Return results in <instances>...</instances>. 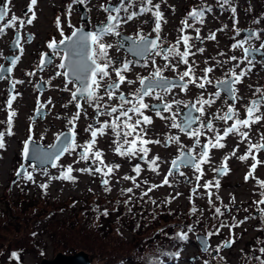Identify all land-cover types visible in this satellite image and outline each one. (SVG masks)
Here are the masks:
<instances>
[{"label":"rangeland","instance_id":"1","mask_svg":"<svg viewBox=\"0 0 264 264\" xmlns=\"http://www.w3.org/2000/svg\"><path fill=\"white\" fill-rule=\"evenodd\" d=\"M27 1L11 0L12 14L18 17L21 14L18 11L19 6ZM119 3L120 0H84L82 4L87 9V20L84 21L78 10V3H73V0H40L37 24L28 26V29L34 32L37 30L39 33L33 43L34 47L37 48L36 50L42 49L41 45L46 42L48 34L49 37H57L62 32H68L70 28L79 22L83 25L81 27L85 28L94 26L96 23H105L107 13L100 6H107L108 4L115 6ZM136 3L138 4L139 0H136ZM155 4H160V11L163 13L164 20L167 21V23L162 21L161 32L159 33L163 47L166 46V48L176 43L177 38L181 35L179 31L182 26L181 21L187 17L191 9L194 7H210L212 11L206 13L204 23L202 25L195 24V27L201 29L200 35L204 38L203 43L197 42L195 39L189 41L192 48L187 58V65L176 63L178 58H170L172 63L176 64L175 71L171 67L165 68L169 61L164 60L162 56L155 55L154 51L145 59L139 60L140 62L133 61L130 58L129 60L132 62L130 71L122 73L127 77V80L118 90L117 96L119 92L128 95L135 93L142 87L139 78L150 76V73L157 67L162 70L161 75L164 79H178L177 76L186 71L189 65L193 68L196 77L204 75L206 67L214 69L213 72L208 74V78L212 83H207L204 89L194 87L191 89L194 90L192 95L196 98L204 97L205 92L210 93V96H212L217 89L219 91L216 81L220 77L230 75L229 70L239 62L228 60V58L232 55H236L238 58L244 56L242 49L233 50L231 48L235 40L245 38L242 36V29L244 31L245 27H251L246 29H254L261 33L259 40L249 41V43L256 44L260 41L264 43V39L262 40L264 38V0H235L232 6L236 7L235 16L238 23L235 27L241 29L239 36H236L234 31L233 14L227 7L222 9L219 0H153V5ZM69 5H72L70 17L68 16ZM132 11H138V7H129V12H121V16L124 17ZM57 18H59V23ZM152 21L151 13L142 14L126 24L122 23L118 28L119 33L122 32L121 35L112 34L103 38V43L112 45L108 49V54L117 62L115 66L119 65L118 62L121 60V56L128 57L127 50L121 45L123 44L126 47L131 45V41L122 37V35L138 37V34L142 33L146 37H156V33L153 32L154 24ZM256 21H260V23L257 24ZM88 23L90 26L87 25ZM188 23L193 24V21L189 19ZM1 25L0 23V27ZM225 25L227 28H224L223 31H217ZM12 32H10V29L5 28V31L0 33V54L10 50V43L13 39ZM213 32L216 33V39L208 40L207 36ZM185 34L192 37L196 35L191 28ZM200 47L204 48L202 53L197 52ZM179 49L180 51L185 50L182 42ZM221 53L224 55H221ZM153 61H155V64H153ZM220 61L228 62L220 66L218 64ZM27 64L28 60L25 58L19 62L15 70L18 76ZM58 65L55 64L49 67L43 74L35 72L32 81L26 80L19 85L22 94L16 97L15 102L13 101L14 104L11 106L12 110L17 113L13 118L12 131L14 134L11 136L5 135V147L0 149V264H40L43 258L52 259L58 252L66 253L72 250H85L93 253V256L96 257L95 264L98 260H105V255L110 252L120 255L123 253L124 256L133 255L136 261L143 259L144 264H203L204 259H198L196 256L200 251L201 243L197 240L195 232L206 235L213 233L210 236L211 246L210 242L208 246L212 249L210 251L220 246L219 250L222 251L221 261L220 258H214V255H212V259L209 258L210 261H213L212 264H260V260L256 257L264 260V254L262 256L254 254V252L264 247V233L260 234L261 232L255 227L257 218L254 211L258 210L256 208L259 206L254 205V199L246 207L242 205L239 207L237 204L240 201L243 204L248 201L251 195L245 189L254 186L251 181L243 182V173L246 171V167L248 169V164L252 160L250 157L243 161L240 159V155L245 151L244 143L232 156L231 162H233L234 171L228 176L222 175L223 177L218 179V182L221 181L222 187L219 186L214 189L211 195V203H209L205 192L199 193L198 196L195 195L193 198L195 202H192L189 199L191 193L190 183L184 181L186 176L181 179L178 175L175 176V173L169 178L171 186L164 185L148 192L147 196L141 195L143 192H147L152 184H161L168 173L173 156L179 153V145L166 143L168 137L178 136L180 144L184 148L190 142L189 136L179 129L169 127L168 121L161 118H155L145 137L148 140L161 141L160 144L147 145L150 148L149 160L157 155L160 157V160L157 161L159 174L148 170L147 163L139 161L138 158L129 161L127 157L117 155L114 151V137L111 131L107 135L97 138L94 150H103L104 162L109 165L115 163L121 165L118 170H114L107 177L109 179L107 187L111 191H105V186L101 184L102 177L100 174L75 171L88 166L83 161L76 162L81 151L79 148L72 154L66 153L61 156L55 167H36L35 163L25 162L22 149L25 145L24 141L28 139L32 132H34L33 140L45 147L53 146L59 134L69 131L71 125L68 121L77 112L75 102H70V91L65 90L66 82L63 80L62 75L56 74L59 70ZM246 66L247 61H244L239 67L235 68L236 73L239 74L241 69ZM112 76H114L113 73L111 75L113 80L115 76ZM39 78L44 79L49 87L41 97L43 100H51L49 104L51 112L47 113L46 117L45 113L44 115L40 113L33 121L32 118L36 113H34L35 101L37 97L40 98V94L35 87ZM128 80L134 83L128 84ZM67 87L73 89L72 84H68ZM256 88L264 89V62L260 63L259 59L253 61L251 70L235 87L237 96L235 107L240 115H244L249 102L257 98L254 95ZM160 89L165 90L164 88ZM159 92L164 95L166 91ZM100 94L103 95V89H101ZM223 94H221L220 99H213L214 111L215 108L224 110L231 104V100L229 101L227 97L224 98ZM157 95L161 97L159 94H155L154 91L153 95L146 98V100L148 102H158ZM5 97L0 99V107H2V110L0 109V131L6 130L8 108L6 107ZM107 99L105 96L104 101L107 102ZM111 103L115 105L119 101L114 97ZM93 108L82 102L81 116L76 125L79 135L78 140H76L78 144L84 143L90 138V134L85 131V128L87 125L93 124ZM204 111L214 112L207 108ZM260 112L261 114L264 113V106L261 107ZM203 117L206 120L210 116L207 118L204 113ZM103 118V120L110 119L107 116ZM175 118L179 123L180 115L177 114ZM32 121L35 123H32ZM263 123L260 121L257 126L264 129ZM213 126L215 127V123ZM237 138L238 136L235 134L230 135L224 143L227 146L234 145ZM211 157L209 163L205 166L207 170H205L203 179H213L212 169L215 168L218 159L214 162L213 156ZM136 163H140L142 168L139 175L140 179L136 178V183L140 185L139 188L135 187L131 180L123 179L125 175H135L132 168ZM23 164L26 165L27 171L32 173L35 183L23 179V174L21 178L16 176V171ZM29 165H35V169L29 167ZM69 165L74 169L72 175L75 180L52 179L60 176L61 172ZM45 172L47 175L44 174ZM185 174L191 175L193 170L187 168ZM258 174L264 177V168H261ZM143 179L147 183H144ZM42 183L48 184L47 190L39 186ZM175 183L178 184L176 188ZM235 185L238 186L235 187ZM128 188H133V192L122 191ZM55 199H60L62 205H57ZM129 200H132L131 204L124 203L125 201L129 202ZM153 200L156 201L155 204L152 203ZM190 202L195 203V207ZM134 203L141 207H135ZM197 205L201 208H198ZM214 205L221 208L222 216L215 214L216 207ZM105 208L108 211L107 216L101 214ZM193 208L196 209L195 212L192 210ZM228 208L230 212L226 210ZM261 211L264 213L262 209ZM49 212L53 215L49 216ZM135 213H137L136 221L131 219ZM172 213L174 214L173 217ZM70 221L77 223V226L70 229L67 225ZM188 222L195 225L194 229L196 231L189 232L194 241H178L175 238L176 233L186 230L190 226ZM84 223L89 224L91 233L86 234V231L82 230L85 228ZM222 224L224 227H221ZM97 225L100 226L97 228ZM170 225L172 227L169 228ZM102 227L105 229L111 228V233H104L100 229ZM174 227H176V231ZM217 229H219L218 234H216ZM228 240H234V243L230 247H224L223 243L229 242ZM256 240H260V244H254ZM69 247H72L71 250H69ZM13 252L19 253V260L12 257ZM177 252H179V256L175 255ZM112 257L110 259H117L114 256Z\"/></svg>","mask_w":264,"mask_h":264},{"label":"snow or ice","instance_id":"2","mask_svg":"<svg viewBox=\"0 0 264 264\" xmlns=\"http://www.w3.org/2000/svg\"><path fill=\"white\" fill-rule=\"evenodd\" d=\"M84 0H73V3H83ZM235 3V0H219V5L223 9L225 7L233 14V26L236 36L240 35L241 29L235 27L238 23V19L235 16L236 7L232 5ZM11 4V0H6L5 5L0 6V21H3L6 17L9 16V7L7 5ZM37 4V0H30V5L28 8V13L31 15L25 14L27 19H19L15 15H13L7 25L0 27V33L5 31L6 27H14L16 23H19L20 29H23L25 25H31L35 20V11L34 7ZM71 7L69 5L68 16L71 15ZM106 13V22L102 23L98 26L97 30L92 32L84 33L81 29L76 28L72 31L71 36H65L59 42L53 40L50 41L48 47L50 49H56L59 45L65 44V41H72V49L76 54H80L82 50L87 49L90 54L86 56H80L77 60H74L71 64L66 65L63 61L68 60V53L65 52L62 57V62L58 65L60 69H65L66 67L69 69L64 72H57V75H62L64 77H70L65 84V90L70 91L71 101L75 102V107L77 108V112L71 117L68 121L69 125L72 128L71 136L65 137L63 141H61L57 145H53L50 147L55 148V152H43L40 149H37L33 154L32 158L36 160H59L61 156L64 154H72L76 151L77 148L81 149L79 152V159L76 161L79 163L80 161L85 162L88 166L84 168L76 169L75 171L86 172L89 174H100L101 184L105 186V191H111L109 187V179L107 178L110 174L114 172V170H118L121 165L119 163H115L112 165L106 164L104 162V152L103 150H94L97 138L103 137L107 135L109 131H111L112 136L114 137L113 143L115 145L114 151L117 155L121 157H127L129 161L133 159H139V161L146 162L148 165V170L159 174V164L157 161L160 160V157L154 156L151 160L148 159V155L150 152V148L147 147L149 144H160V140H148L145 139L147 136V129L144 125H151L153 123L152 117L145 114V110L150 107L155 110L157 116H159L162 120H167L168 117L163 116L160 111V105H149L145 102V97L152 96L155 88H164L168 90L170 87H179L182 91H186L188 89L189 84H193L199 89H204L205 84L212 83V81L208 78V74L213 72L214 69L212 67H206L204 69V75L199 77V83H197V79L192 75V68L189 65L188 70L179 74L177 84L176 81L169 82L164 79L161 75V69L155 68V70L150 74V77L139 78V82L142 85L140 89H138L135 93L131 94L134 96V99H129L124 95L123 92H119L117 96L118 90L121 88V85L125 83L127 77L122 73L130 71L131 61L124 60L120 63L119 67H116V61L111 58L108 54V49L112 47L110 44L103 43V37L107 35L115 34L117 36L120 35L118 28L122 23H128L133 20L135 17L140 16L145 13H151L153 17V32L156 33L155 39H148L142 33L138 34L139 37V45H137L138 54L143 55L145 52L154 51L155 55L162 56L164 60L169 61V64L165 65V68L171 67L173 71L176 69V64L172 63L170 58H178L176 63L178 64H188V56L190 55V49L192 45L189 43L190 40L195 39L197 42L203 43L204 38L201 37L200 32L201 29L195 27V24H203L206 13L212 11L210 7L207 8H193L188 13L187 17L181 21V28L179 29L181 35L177 38V41L174 45L169 46L167 48L163 47V44L160 39L159 33L161 32V23H167L164 20L163 13L160 11V4L153 5V0H139V3H136V0H120L118 5L108 6L101 5L100 6ZM129 7H138V11H132L130 14L122 17L121 12L128 13ZM191 19L193 24H189L188 20ZM57 22L59 23V18H57ZM255 23L259 24L260 21H256ZM71 27V25H69ZM191 28L195 31V37L189 36L185 34L187 30ZM224 28H227L225 25L223 28L218 29L217 31H223ZM248 35L244 39L235 40V42L231 45L233 50L240 48L243 50L244 56L242 58H238L236 55H232L228 58L231 61H239L232 69L229 70L230 76L227 80L217 81L218 84L224 85L227 87V92L229 97L235 101L237 99L236 89H234L233 85L242 81V79L247 75V73L251 70V66L253 65V60L249 59V55L254 51H259L260 49H264V43H261L259 49H254L252 47H245L246 44H249L251 40H259L261 38V33L257 30L248 29ZM19 32V29H18ZM75 38V39H73ZM21 38L16 40V45L19 48L20 55L13 54L11 58V67L7 69L9 73L13 71V68L16 66L18 61L20 60V56L23 54V48L21 47ZM208 40H215L216 33L213 32L207 36ZM184 45V51H180L179 45L180 43ZM136 42L134 41V44ZM204 48L200 47L197 49V52L202 53ZM195 54V53H191ZM47 55V54H44ZM221 55H224L221 53ZM247 61V66L242 68L239 74L236 73L235 68L239 67L241 63ZM228 61H220L218 64L222 66L224 63ZM47 61L43 58L40 61L41 67H43ZM155 64V61H153ZM146 66V65H145ZM111 69V72L109 71ZM5 69L3 66H0V73L4 72ZM115 73L118 79L112 80L111 75ZM28 75H35V73H28ZM186 77H192L189 80H185ZM8 79V77L4 75H0V80ZM145 80H148V83H145ZM22 80H13L12 81V89L13 94L10 95L7 100L6 107L8 108V116L6 120V130L0 131V149L5 147L4 137L5 135L11 136L13 135V118L17 115V113L12 110V103L16 99L18 93H15V85L23 84ZM128 84L134 83L133 81L128 80ZM72 84L73 89H68L67 85ZM101 89H103V95H101ZM215 96L219 97L220 93H214ZM254 95L257 98L252 99L248 106L246 107L247 118L240 119L239 113L235 110V106L229 105L227 112L222 116L216 117L222 121L233 120L234 122L230 127L225 128L223 135H220L219 131L214 129L213 121L208 120L206 123H200V129L212 130L216 132L215 134V142L210 139L207 143L201 145L200 136L203 134L200 129H193V123L197 120L201 119V116L204 114V105L214 103L211 97L205 100L201 96L196 100V103L191 105L192 109L195 112L200 113V116H193L192 112H187L184 115L182 123L176 122V114L172 113V123L171 127L175 129H179L181 132L185 133L187 136L195 139V144L192 148L185 150L184 146L180 144L178 136H169L167 139V144L176 143L179 145V155L171 160V166L168 170V173L165 175L163 181L160 185L152 184L147 192H143L142 196H147L148 192H151L153 189L162 187L164 185H170L169 178L173 176L174 173L184 177V172L181 171L182 168H191L194 173H198L195 175V180L197 181V186L192 191L195 193L197 189L200 187L199 181L203 177V168L202 165L209 163L210 157L209 152L210 148H224L226 145L221 143V141L226 138L229 134H235L240 137L239 142H243L249 136V131L251 126L255 123H258L261 119H264V113L257 115L261 110V107L264 106V89L256 88ZM105 96L108 98L107 102L104 101ZM117 98L119 103L113 105L111 101L113 98ZM158 100L160 97L157 95ZM85 102L88 105L94 107L96 109V123L89 124L85 128V131L90 134V139L85 141L84 143H77L75 136V128L76 122L81 116L82 103ZM51 103L49 99L46 103L40 102L37 111V114L45 110L48 104ZM173 103L179 104L180 101H173ZM200 105L196 107V105ZM127 105V107H126ZM164 111L171 112L172 106L171 104L165 103L163 104ZM100 116H107L110 119L104 120L102 123L99 121ZM242 129H248L249 131H242ZM261 142L258 144H253L251 141L248 143L247 153L240 157V159L246 160L249 156L252 155L253 150H256L258 153L260 150L264 149V136L261 138ZM32 137L29 136V141L25 142L23 148V156L27 159L29 157V143L31 142ZM199 147V153H196V148ZM233 155H235V150L233 151ZM227 159L224 158V167L218 169H212V171L217 174H226L227 173ZM255 160L256 158L253 157ZM90 162V163H89ZM259 164L257 160L256 163H253L251 166V170L245 176V180L247 181L249 176L252 175L254 170ZM56 165L53 164V167ZM35 169V165H29ZM43 171V170H42ZM74 169L71 165H69L66 169L61 172V175L58 177H53L52 179H61V180H75V177L72 175ZM132 171L135 173L134 176L125 175L123 179L131 180L135 187L139 188L140 185L136 183V178L141 174L142 168L140 163H136ZM23 174V179L27 181H31L35 183L34 177L31 172L27 171L24 165H21L20 168L16 171V176L21 178ZM47 175V173H44ZM188 182H191L190 180ZM15 183V181H14ZM144 183H147L145 181ZM257 183L261 184L264 187V182L257 181ZM42 189L47 190L48 184L42 183L39 185ZM215 187H219L218 180L215 182ZM203 187L205 189H210L213 187L212 181H207ZM127 193H132L133 188H128L126 190ZM209 203H211V192H208ZM261 196H264V192L261 193ZM131 199V197H130ZM124 203H128L125 201ZM153 204L156 203L155 200L152 201ZM257 205L264 204V199L255 202ZM194 212L195 208L192 209ZM230 212V209H226ZM104 216L108 215V211L105 208L101 213ZM215 214L220 216L223 215L220 207L215 208ZM247 219V218H246ZM221 227H224L222 224ZM191 231V229H189ZM219 233V229L216 230V234ZM213 233H208L207 236L210 237ZM175 238L178 241L186 242L189 241V235L187 232H178L176 233ZM197 240H200L205 245V251H207V237L201 240L200 237H197ZM234 243L233 241L224 242L223 246L228 247ZM219 247L217 246V251H219ZM261 253H264V248L259 250ZM12 257L16 260H19V253L13 252ZM176 256H179V252L175 253ZM260 260V264H264V260H261L260 257H256Z\"/></svg>","mask_w":264,"mask_h":264},{"label":"flooded vegetation","instance_id":"3","mask_svg":"<svg viewBox=\"0 0 264 264\" xmlns=\"http://www.w3.org/2000/svg\"><path fill=\"white\" fill-rule=\"evenodd\" d=\"M27 1V0H26ZM39 1L40 0H37V6L36 7H34V11H35V20L33 21V23L31 24V26H34L35 24H37V21H38V18H39V12H40V7H39ZM5 3H6V0H0V6H3V5H5ZM29 5H30V0H28L26 3H23V4H21L20 6H19V8H18V11L21 13V14H19L18 15V17L17 18H19V19H24L25 21H26V19H27V17H26V13L28 14V15H31V13H28V8H29ZM8 7H9V9H10V11H9V16L8 17H6L3 21H0V23L2 24L1 25V27H3L4 25H7L8 23H9V21H10V19H11V17L13 16V14H12V9L10 8V5H7ZM77 6H78V4H77ZM79 10V9H78ZM80 11V10H79ZM80 13H81V11H80ZM81 18H82V14H81ZM89 20H90V17H89ZM88 20V21H89ZM91 21V20H90ZM92 23V22H91ZM99 23H96L94 26L92 25L91 27H89V29L91 30V32L92 31H95L93 28L96 26V25H98ZM77 25H79V26H77ZM77 25H75V26H73L72 28H70L69 29V31L68 32H62V33H60L59 35H57V37H49V34H48V36H47V39H46V42H44V43H42V49H40V50H36L37 48H35L34 47V45H33V43H34V41H35V39H36V37H37V35H39V33L37 32V30L34 32V31H32V30H30V29H28V26L29 25H25V27L23 28V29H20V26H19V23L17 22L16 23V25L14 26V27H6V29L8 30V29H10V32H12V36H13V39H12V41L16 38V37H18V38H21L22 37V39H21V47L23 48V54L20 56V60L18 61V63L16 64V66L13 68V71L11 72V73H9L8 71H7V67H9V66H11V58H12V55L13 54H16V55H20V52H19V48L17 47V45H16V43L13 45L12 43H10V50H8L6 53H3V54H0V66H3V68L5 69V71L4 72H2L3 73V75L4 76H6V77H8V79H5V80H0V89H2L1 90V93H0V99H2L4 96H6L5 98H6V103H7V100L9 99V97H10V95L11 94H13V89H12V81L13 80H22V81H26V80H28V81H32V79L34 78V76L35 75H28V73H35V72H38L39 74H43L44 72H46L47 71V69L49 68V67H52L53 65H55V64H60L61 62H62V57H63V55H64V53H65V50L63 49V48H59V47H57L56 49H50L49 47H48V44H49V42L50 41H53V40H55V41H57V42H59L61 39H63L65 36H70V34L72 33V31L75 29V28H77V27H81V26H83L82 25V23L81 22H79ZM88 26H90V24L88 23L87 24ZM245 28H251V27H245ZM18 29H19V32H18ZM254 30V29H253ZM242 32H243V29H242ZM122 34V32L120 33V35ZM243 34V35H242ZM241 35L242 36H244V37H246L247 35L246 34H244V33H242ZM108 36V35H107ZM130 36H132V35H130ZM106 36H104L103 38H105ZM133 37V36H132ZM134 39H136V40H139V38L138 37H133ZM264 38H262V40H263ZM129 40V39H128ZM130 41V40H129ZM253 41H255V40H251V42H253ZM103 42V41H102ZM261 43H263V42H257L256 44L255 43H249L250 44V47H252V48H258V47H260V45H261ZM249 44H246L245 45V47H249ZM120 45H121V43H120ZM130 46V45H129ZM169 46H171V45H169ZM168 46V47H169ZM121 47H124L126 50H127V52H126V54L128 55V57L127 56H121L120 58H121V60L118 62V64L119 65H117L116 67H119L120 66V63L121 62H123L125 59L126 60H128V61H130L129 59L131 58L133 61H136V62H140L139 60H137V59H135V58H133L132 56H130V54H129V51H128V49H127V47L125 46V45H121ZM165 48H166V46H164ZM34 50H36V51H34ZM264 50V49H263ZM44 54H47V55H44ZM2 56H3V58H2ZM26 59V60H28V64L24 67V69L23 70H21V72H20V76H18V74L16 73V68H17V66H18V64H19V62L22 60V59ZM44 59L45 61H47V63L43 66V67H41V65H40V61H41V59ZM249 59H251V60H257V59H259L260 60V63H262V62H264V59H262V55H258L257 56V58H255V59H253L250 55H249ZM159 67H160V64H159ZM188 67L189 66H187V70H188ZM192 68V67H191ZM110 71H111V69H109ZM64 71H66V68L65 69H60L59 68V70H57V72H64ZM194 71H193V68H192V75L197 79V83H199L200 81H199V77H201V76H203V75H198V77H196V75L193 73ZM152 73V72H151ZM150 73V74H151ZM113 75L115 76H112V77H114V79L113 80H116V79H118L117 77H116V75H115V73H113ZM229 76L230 75H226V76H224V77H220V79L219 80H217V81H224L226 78H229ZM147 77H150L149 75H147ZM178 77V76H177ZM29 78V79H28ZM62 78H63V80L66 82L67 81V79H66V77H64V76H62ZM192 77H187V79L185 78V80H189V79H191ZM227 80V79H226ZM216 81V82H217ZM39 82H42L44 85H45V90L43 91V92H40L39 90H38V83ZM19 85H21V84H16L15 85V93H18L19 95L20 94H22V93H20V87H19ZM124 84H122L121 86H123ZM236 85L237 84H234L233 85V87H234V89H235V87H236ZM207 86V83L205 84V87ZM35 87L37 88V91H38V93L40 94L39 96H40V98H38L37 97V99H36V101H35V108H34V113L36 112V110L38 109V106H39V103L40 102H43V103H46L48 100H43L42 99V97H41V95H43L45 92H46V90L49 88L48 87V85H47V83H46V81L44 80V79H42V78H39L38 80H37V82H36V84H35ZM192 87H194V88H196V89H199L198 87H196L195 85H193V84H189L188 85V89L186 90V91H182L179 87H170L168 90H161L160 88H155L154 89V91H155V94H159L161 97H160V99H159V101L157 102V101H151V102H148L147 100H146V98H149V97H145V102L146 103H148L149 105H157L158 103H159V105H160V111H161V113L163 114V116H166V117H168V119H167V121H168V125H169V127H171V123H172V120H171V117H172V114H171V112L173 111V113H175L176 115L177 114H179L180 115V118H179V123H182V121H183V118H184V115L187 113V112H192V115L193 116H200L201 114L200 113H198V112H195L193 109H192V107H191V105H193V104H195L196 103V100L198 99V98H196V97H194L192 94H193V91L194 90H191L192 89ZM218 88V87H217ZM158 91H166L165 93H164V95L162 94V93H158ZM217 92H219L218 91V89L216 90V92L215 93H217ZM189 93V94H188ZM220 93V95H219V97H217V96H215L214 94L212 95V96H210V93H207V92H205L204 93V97H203V99H205V100H207V99H209V97H211L212 98V100L213 99H215V100H218V99H220V97H221V94L222 93H224L223 95H224V98L225 97H227L228 98V100L230 101V105H233L234 104V106H235V104H236V100L235 101H233L230 97H229V95L226 93V92H219ZM19 95H17V97L19 96ZM124 95L126 96V97H128L129 99H134V96H131V95H128V94H125L124 93ZM173 101H180L181 103H179V104H176V103H173ZM15 102V101H14ZM82 103V102H81ZM165 103H168V104H171V106H172V110H171V112H169V111H164V109H163V104H165ZM12 104H14V103H12ZM200 105H196V107H199ZM126 107H127V105H126ZM205 108H207V109H210V110H212V111H214V109H213V103L212 104H210V105H208V104H206V105H204V110H205ZM0 109L2 110V107H0ZM227 109H228V107H226V108H224V110H222L221 108H215V111L214 112H208V111H204V113L207 115V118L208 119H206L205 120V117H203L204 116V114L201 116V119L200 120H197V121H195L194 123H193V129H200V123L201 122H204V123H206L208 120H212L213 121V124L215 123V127H214V129L215 130H217V131H219V133H220V135H223V132H224V130H225V128H227V127H230L231 126V124L234 122L233 120H229V121H227V122H225V121H222V120H219V119H217L216 117H218V116H222V115H224V113H226L227 112ZM93 110H94V119H93V124L94 123H96V119H95V117H96V109L95 108H93ZM235 110H236V107H235ZM44 111V113H45V117H46V115H47V113H50L51 112V108H50V106H49V104H48V106H47V108L45 109V110H43ZM237 112H238V110H236ZM239 113V118L240 119H246L247 118V113H246V111H245V113H244V115H240V112H238ZM145 114L146 115H149V116H151L152 117V120L154 121L155 120V118H160L159 116H157L156 115V113H155V110L153 109V108H149V109H146L145 110ZM165 114V115H164ZM167 114V115H166ZM208 114H209V116H208ZM257 115H260L261 114V112H259V113H256ZM34 115V114H33ZM44 117V118H45ZM103 117H105V116H100L99 117V121L102 123L104 120V118ZM176 119V118H175ZM32 120H33V118H32ZM35 121V120H34ZM260 121H262V123L264 122V119H261ZM259 121V122H260ZM176 122H177V119H176ZM259 122L258 123H255V124H253L252 126H251V129H250V131L248 130V129H242V131H249V136H248V138L247 139H245L242 143L241 142H239L240 141V137L238 136V138H237V140L235 141V143H234V145H228L227 146V144H225L224 143V141L230 136V135H233V134H229L226 138H224L222 141H221V143H223V144H225L226 146L224 147V148H210V152H209V157H210V159L212 158L211 156H213V160H214V162L218 159V162L216 163V165H215V168L214 169H218V168H223L224 167V158L225 157H228V159H227V173L226 174H223V173H221V174H217L216 172H214V171H212V174H214V176H213V179L212 178H205V179H203L204 178V175H205V170H207V167H205L206 166V164H203L202 165V168H203V177H202V179L199 181V185H200V187L197 189V191L195 192V193H193V189L194 188H196V186H197V181L195 180V175H198V173H194L193 172V174H191V175H186L185 173H186V170H187V168H182L181 169V171H183L184 172V176H186L185 177V179H184V181L186 182V183H190V185H189V189H190V191H191V193L189 194V199H191V201L192 202H195L194 200H193V198L195 197V195L196 196H198L199 195V193H202V192H205V194L207 195V197H208V199H209V196H208V192L210 191L211 192V195L213 194V192H214V189H216L217 187H215L214 185H215V182L218 180V179H220V178H222L223 176H228V174H230V173H232L233 171H234V168H233V162H231V160H232V156H233V151L235 150V153L240 149V146H241V144H245V146H244V150L245 151H243L242 153V155H240V156H243V155H245L246 153H247V150H248V143H249V141H251V143H253V144H258V143H260L261 142V137L262 136H264V129H262L261 127H258L257 125L259 124ZM32 123H35V122H33L32 121ZM76 125H77V122H76ZM144 127L147 129V134H148V132H149V129L151 128L150 127V125H144ZM263 127H264V123H263ZM253 129H255V131H253ZM68 130H72V128H71V126H70V128L68 129ZM200 131L203 133L201 136H200V142H201V145H203V144H205V143H207L208 142V140H212L213 141V143L215 142V134H216V132H214V131H212L211 133H210V130H206V129H200ZM75 133H76V136H75V139L76 140H78V137H79V135H78V133H77V129L75 128ZM31 135V137L33 138L34 136H33V134L31 133L30 134ZM29 135V136H30ZM158 137H160V135H158ZM29 138V137H28ZM90 139V138H89ZM187 140H188V137H187ZM189 140H190V142H189V144H187V147L185 148V150L187 151L188 149H190V148H192V146L195 144V139L194 138H192V137H189ZM26 141V140H25ZM25 141H24V143H25ZM166 142H167V140H166ZM43 143V142H42ZM199 151H200V148L199 147H197L196 148V153H199ZM218 151V152H217ZM217 152V153H216ZM222 152V153H221ZM216 153V154H215ZM179 155V153L178 154H176L175 156H173V158L172 159H175L177 156ZM239 156V157H240ZM252 160H251V162H250V164H248V169H247V167H246V171L243 173V182L244 183H247V182H249V181H251L252 182V184L254 185V186H252V187H247L245 190L246 191H248L249 193H250V197L248 198V201L247 202H245L244 204L243 203H241V201L239 202V203H237L238 205H239V207H240V205H242L243 207H246V205L247 204H251L252 203V201H253V199H254V205L255 204H257V203H255V202H257V201H260V200H262V199H264V196H261V193L262 192H264V187H262L261 186V184H259V183H257V181H260V182H264V177L263 176H260L259 174H258V171L261 169V168H264V149H262V150H260L258 153L256 152V150H253V152H252V155L251 156H249ZM253 157H255L256 159L254 160L253 159ZM259 161V164H257V167H256V169L254 170V172L252 173V175L251 176H249V178H248V180L246 181L245 180V176H246V174H248L249 173V171L251 170V166H252V164L253 163H256V161ZM238 163V162H237ZM175 176H177L178 174H174ZM223 175V176H222ZM145 177V176H144ZM178 177L179 178H181V179H183V177H181L180 175H178ZM137 178H139L140 179V177L138 176ZM191 181V182H188V181ZM143 182H145V179H143L142 180ZM207 181H212L213 182V187H211L210 189H205L204 187H203V185L207 182ZM238 185H240L239 183H238ZM238 185H235V187H237ZM174 186H175V188L178 186V184L177 183H175L174 184ZM219 186L220 187H222V185H221V181H219ZM192 202H190L191 203V205L193 206V207H195V203H192ZM129 204H131L132 203V200H129V202H128ZM134 206L135 207H141V206H138V205H136V203H134ZM215 206V205H214ZM257 206H259V207H257L256 209H258V210H255L254 211V215L256 216V218H257V224L255 225V227L257 228V230L259 231V232H261L260 234H262V233H264V213L261 211V209L264 211V204H260V205H257ZM197 207L198 208H201L200 206H198L197 205ZM196 207V208H197ZM216 207V206H215ZM229 209V208H228ZM171 215H173V213L171 214ZM131 219H134V221H136L137 220V213H135V215H134V217H132ZM174 225V223L172 224V226ZM194 224L193 223H191V225L186 229V230H184L183 232H187L188 233V235H189V241H194V239L192 238V235L191 234H189V229H191V232L192 231H196L195 229H194ZM174 229H176V227H174ZM179 232H181V231H179ZM195 234H196V238H197V235L199 234L198 232H195ZM155 235V234H154ZM206 235V234H205ZM228 241H231V240H228ZM186 242H188V241H186ZM209 242H210V246H211V239H210V237H209ZM232 244V243H231ZM254 244H260V240H256L255 241V243ZM264 246V245H263ZM263 246H257V247H263ZM228 247H230V246H228ZM264 248V247H263ZM210 250H212L211 249V247L210 248H208L207 249V251H205V250H203L202 249V247L200 248V251H199V253L198 254H196V256H197V258L198 259H204V261H203V264H212V262L213 261H210V259H212V255H214V258H220V261H221V250H219V251H217V249H214L213 251H210ZM80 251H82V250H72V251H68V252H66L65 254H67V255H75V254H77L78 252H80ZM85 251V250H84ZM87 252V251H86ZM64 253V252H63ZM88 253V255H89V259H90V264H95V260H96V257L95 256H93V253H89V252H87ZM122 255H120V254H118V253H115V252H110V253H107L106 255H105V260H98L97 261V263L96 264H135V263H137V264H144V261H143V259H140V260H138V261H136L135 260V257L132 255V256H124V254L123 253H121ZM254 254H256V255H259V256H262L264 253H261L260 251H256V252H254ZM56 256V255H55ZM55 256L52 258V259H54L55 258ZM112 256H114V257H116L117 259H110V258H113ZM210 258V259H209ZM48 259H50V258H48ZM132 259H134V260H132ZM209 259V260H208ZM202 261V260H201ZM223 261V260H222Z\"/></svg>","mask_w":264,"mask_h":264},{"label":"water","instance_id":"4","mask_svg":"<svg viewBox=\"0 0 264 264\" xmlns=\"http://www.w3.org/2000/svg\"><path fill=\"white\" fill-rule=\"evenodd\" d=\"M79 9L82 12L83 20L86 21L87 20V18H86L87 9L83 6L82 3L79 4ZM99 25H97L96 30H97ZM77 28L81 29L84 33L91 32V30L89 28H85V27H77ZM245 30H248V29L245 28L243 33L248 35L247 31H245ZM70 36H71V34H70ZM122 37H124L126 39H129L131 41V45L129 47H127V49L129 51V54L131 56H134L137 60H143V59L148 57L153 52V51H148V52H145L143 55L138 54L137 45H139V41H137L136 39H134L130 35H122ZM147 38L148 39H155V37H147ZM17 39H18V37H16L12 41L13 45L15 44ZM73 39H75V38H73ZM134 41L136 42L135 44H134ZM71 45H72V41L71 40L65 41V44H63V45H59L58 44L59 48H63L65 50V52L68 53V60L67 61H63L66 65L71 64L74 60H77L78 58H80V56H86V55L90 54V52L87 49H85V50H82L80 52V54L78 55V54H76L73 51ZM259 48L260 47L254 48V49H259ZM258 55H262V59H264V50L260 49L259 51H254V52H252L250 54V56L253 59L257 58ZM9 67H11V66H9ZM9 67H7V69ZM68 70L69 69L66 67V71H68ZM0 75H3V73H0ZM69 78L70 77H66L67 80ZM166 80L169 81V82L176 81L177 84L179 83L178 79H166ZM145 83L147 84L148 80H145ZM218 86H219V91H224V92H226L228 94L226 86L220 85V84H218ZM38 89L40 91H43L45 89V85L42 82H39L38 83ZM40 113H42L44 115V111H42ZM39 114H37V111H36L35 115L33 116V120H36V118L39 116ZM71 134H72V130L62 132L56 138L54 145L59 144L61 141H63L65 139V137L71 136ZM26 141H29V138ZM29 149H30L29 157L26 159L23 156V160L25 162H29L30 164L35 163L36 167H48V166H53V164H56L57 160H52V161H49V160H36V159L32 158L33 154L35 153V151L37 149H40L43 152H55V148H53V147H45L41 143L36 142L35 140L32 139L31 142L29 143ZM22 154H23V151H22ZM23 165L26 168V165L25 164H23ZM197 237H200L201 240H203V238L207 237V249H208L209 237L207 235H205V234H198ZM200 243H201L202 249L205 250V245L201 241H200ZM40 264H90V259H89L88 253L86 251H84V250L78 252L75 255H67V254H65L63 252H58L54 259L43 258Z\"/></svg>","mask_w":264,"mask_h":264},{"label":"trees","instance_id":"5","mask_svg":"<svg viewBox=\"0 0 264 264\" xmlns=\"http://www.w3.org/2000/svg\"><path fill=\"white\" fill-rule=\"evenodd\" d=\"M56 202H57V205H60V206L62 205V202L60 201V199H58V200L55 199V203H56ZM55 203H54V204H55ZM58 207H59V206H58ZM53 208H54V207H53ZM51 209H52V208H51ZM51 215H53V213H50V212H49V216H51ZM173 216H174V214L172 215V217H173ZM55 223H56V222H55ZM191 223H192V222H190V223L188 222L189 225H191ZM63 224H64V221H63ZM193 224H194V223H193ZM67 225H68V227H69L70 229H73V228H75V226H77V223H74V222H71V221H70ZM83 225L85 226V228H83L82 230H83V231L85 230V231H86V234L91 233V227L89 226V224L84 223ZM99 226H100V225H97V228H98ZM170 227H172V226L170 225L169 228H170ZM100 229L103 230V232L106 233V234H110V233H111V228L105 229V228L102 227V228H100ZM176 230H177V229H175V231H176ZM50 231H51V230H50ZM49 233H50V232H49ZM50 234H51V233H50ZM71 248H72V247H69V250H71ZM74 249H75V248H74ZM93 249H94V245H93Z\"/></svg>","mask_w":264,"mask_h":264},{"label":"bare ground","instance_id":"6","mask_svg":"<svg viewBox=\"0 0 264 264\" xmlns=\"http://www.w3.org/2000/svg\"><path fill=\"white\" fill-rule=\"evenodd\" d=\"M96 27H97V25L93 28L94 30H96ZM89 28V27H88Z\"/></svg>","mask_w":264,"mask_h":264}]
</instances>
